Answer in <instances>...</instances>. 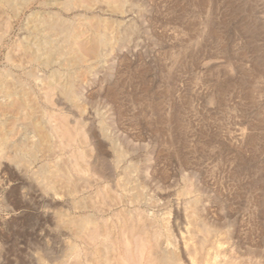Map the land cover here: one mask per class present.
<instances>
[{
  "label": "rangeland",
  "instance_id": "rangeland-1",
  "mask_svg": "<svg viewBox=\"0 0 264 264\" xmlns=\"http://www.w3.org/2000/svg\"><path fill=\"white\" fill-rule=\"evenodd\" d=\"M137 1L135 6L130 3L131 7L126 5L128 7L126 13L115 16L122 25L134 23L131 39L125 47L118 46L115 48L116 51H112L113 54L116 52V56L109 66L99 69L101 71L91 79L85 78L89 80L83 90L86 98V104L83 105L86 107L85 111L80 115L77 114L79 111L70 112L68 106L55 102L59 100L56 94H51L48 103L52 108H50L51 112L55 115L54 120L57 121L59 128L65 130V128H73L75 116L84 119L90 114L95 118L97 125L98 116L95 109H100L108 119L107 130L114 137H119L129 146L134 147L133 155L141 159V167H144L142 176L148 183L147 187H151L161 196V202L168 201L167 209H170L171 219L175 225L185 227V222H182L186 220L185 212L182 211L183 201L178 193L186 189L192 179V182L202 184L206 188L202 197L208 216L222 224H225L227 219L233 220L239 232L235 239L241 241L243 236H246V242L244 241V244L237 242L239 247L236 248L244 253L248 246L252 245V251L256 253L254 256L259 258V264H264V252L261 254L264 249V206H257L259 197L264 194V183L261 187L254 183L255 179H264V73L261 77L257 76L260 77V85L257 91H254L255 100H248L246 93L250 92L244 89L246 81L250 83L248 80L252 75L251 67L255 64L254 56H257V52L253 49L257 44L264 46V32L259 40L251 43L248 34L240 27L241 21H245L248 17L255 19L260 26H264V0H205L202 5L199 0ZM173 2L175 6L171 5ZM239 4L243 8L247 5L249 11L252 5L257 10V15L247 16L245 10H242V14H232L231 9L237 8ZM168 6L173 7L170 9ZM32 8L31 11H35L36 8L43 9L37 2ZM179 9H182L184 14L180 13V15ZM27 13L26 15H29L30 11ZM92 14L89 12L87 15L90 17ZM7 20L13 21V23L4 21L9 24L8 36H5V40L6 43H12L13 52L16 43H19L17 39L22 33L20 31L23 20L12 17ZM209 20L214 22V26L210 25L211 29L208 25ZM1 26L7 29L6 25ZM210 31L211 33H208ZM183 48L185 51L181 53L182 61L176 60V56H170L171 52H175L176 55ZM8 50L0 46V72L1 70L7 72L9 67L14 70L17 77H20L23 73L20 67H15V64L21 61H13L12 64V60L7 56ZM260 53H264V47ZM20 56L21 54L15 59ZM262 66L264 68V57ZM243 80L244 84H242ZM220 83H224L221 90L217 87ZM114 91H118V97H112L110 92ZM155 103H160L162 114L166 117L163 122L157 115L152 114ZM174 110H179L184 121L180 134L187 139L186 144L183 145L185 147L183 151L189 156L187 164L175 154L166 134L167 125L173 123L174 115L172 117L171 115ZM89 111L95 112V116ZM87 121L92 122L93 118ZM68 123L71 127H68ZM17 127L19 126L16 125L13 139L22 136V127L18 129ZM159 128L162 132L158 131ZM19 129L20 133H18ZM251 133H255L258 137L256 142L258 149H255L253 142L247 140ZM79 136H82L81 139L87 143L86 135L81 133ZM67 138H69L67 143L73 144L78 151L79 148L75 144L78 133L67 132L64 139ZM90 148L87 146L89 153ZM39 164L40 162H34L32 168H37ZM11 171L13 173L11 181L7 182L3 179L4 176L0 177L2 180L0 181V233L3 232L0 234L2 245L0 264H7L5 257L9 258L12 264L20 262V264H57L56 262L61 264L62 262L59 261L65 263L67 259L69 260L67 264L72 263L73 259L69 258L70 251L67 248L71 245L69 232H73L67 223L68 213L76 215L82 210H75L72 201L69 202L68 199L72 200L75 197L77 199L79 194L69 196L67 187L61 185L59 179L55 181V188L61 192L60 195L55 194L54 189L45 191L14 163ZM239 185L244 186L245 189L238 194L235 191H237L236 186ZM39 187L42 191L38 189ZM246 187L254 188L249 190ZM95 188L97 189V185L93 190H96ZM8 192L13 194L10 201L5 196ZM215 193L220 194V199L214 198ZM4 205H10L11 210ZM62 206L64 207L61 208ZM175 215L179 217L176 218ZM184 231L186 232V229ZM48 252L57 255L58 258L50 261L45 257Z\"/></svg>",
  "mask_w": 264,
  "mask_h": 264
},
{
  "label": "bare ground",
  "instance_id": "bare-ground-1",
  "mask_svg": "<svg viewBox=\"0 0 264 264\" xmlns=\"http://www.w3.org/2000/svg\"><path fill=\"white\" fill-rule=\"evenodd\" d=\"M199 1L201 5L205 2V0ZM35 2L43 9L36 8L35 11H31ZM137 2V0H0V46L9 49L7 56L12 60V64L13 61L18 60L23 62L21 64L18 61L21 65L18 62L15 64V67H20L23 73L22 76L19 75L20 77H17L14 70L9 67L7 68L9 71L0 72V177L4 176L3 179L7 182L11 181L13 174L11 166L14 163L45 191L54 189L55 194L60 195L61 192L55 188V181L59 179V183L67 187L69 196L79 194L77 199L76 197L72 200L68 199L69 202L72 201L75 210H82L76 215L67 212V223L73 230L69 232L71 245L67 246L70 251L69 258L73 259L70 264H259V258L255 257L256 253L252 251V245H249L244 253L236 248L239 247L238 243L246 242V236H243L241 241L235 239L239 232L233 220L227 219V222L222 224L208 216L202 197L206 188L202 184L192 182V179L187 188L178 193L183 201L182 211L185 212L186 220L182 222H185V227L175 225L171 219V211L167 209L168 201L161 202V196L151 187H147L148 183L142 176L144 167H141V159L133 155L134 147L129 146L119 137H114L107 130L108 119L100 109H95L98 116L97 125L95 118L90 114L84 119L72 114L75 116L73 128H65V130L59 128L57 121L54 120L55 115L51 112L52 108L48 103L51 94H56L59 100L55 102L68 106L70 112L79 111L77 114L80 115L85 111L86 107L83 105L86 104V98L83 90L84 85L89 82L85 78L91 79L107 65L109 66L116 56V52L113 54L112 51H116L115 48L118 46L125 47L131 39L134 23L122 25L115 16L123 15L128 11V7H131L130 5L135 6ZM171 5L176 4L173 2ZM250 7L249 11L247 5L243 8L239 4L237 8L231 9V13L242 14V10H245L247 16L257 15L255 7L252 5ZM182 9H179V14H184ZM28 11L30 13L26 15ZM73 12L75 15L72 16ZM89 12L94 15L89 17L87 15ZM176 13L178 14L177 11ZM107 14L111 16L108 17ZM11 17L23 20L20 31L22 33H19L17 39L19 43H16L13 52L12 43H6L5 40L9 31L7 23H13L7 20ZM213 23V20L208 21L210 29V25L214 26ZM1 25H6L7 29ZM240 27L248 34L251 43L259 40L264 32V26H260L255 19L249 17L241 21ZM263 47L257 44L253 49L257 52V56H254L255 64L251 67L252 75L248 80L250 83L246 81L244 84V80L242 83L245 91L250 92L246 93L248 100H255L254 91H257L260 85L259 79L264 73L262 68L264 53H260ZM184 51L183 48L176 55L175 52H171L170 56H176V60L182 61L181 53ZM12 54H18L17 56L21 54V56L15 59L17 56ZM223 86L224 83L217 84L218 89H222ZM110 93L114 98L119 96L118 91ZM152 110V114L157 115L160 121H164L166 117L162 114L160 103H155ZM178 111L174 110L171 115V117L174 115L173 123L168 124L165 131L175 154L187 164L189 156L183 151L187 139L180 134L184 121ZM95 112L89 111L94 116ZM89 118H93V121L88 122ZM69 124L68 127H71ZM16 125L22 127V136L19 139L12 138ZM158 131L162 132V129L159 128ZM67 132L78 133L75 143L79 148L78 151L73 144L67 143L69 138L64 139ZM81 133L86 135L87 143L81 139L82 136H79ZM257 139L255 133H251L247 139L253 142L255 149H258ZM87 146L91 147L90 153ZM34 162H40L35 169L32 168ZM240 171L242 175V170ZM254 183L261 187L264 179H255ZM96 185L97 189L93 190ZM236 187L235 192L238 194L245 189L242 185ZM248 187L246 188L249 189ZM38 189L40 190V187ZM11 195H13L11 192L5 195L9 201ZM263 195L257 198L258 207L264 206ZM213 196L220 199L219 193ZM4 206L12 208L10 205ZM263 252L264 249L261 254ZM1 253L0 248V256ZM45 257L53 261L56 260L57 255L48 252ZM5 258L7 264H12L9 258ZM59 262L67 264L69 260L67 259L65 263L62 260Z\"/></svg>",
  "mask_w": 264,
  "mask_h": 264
}]
</instances>
